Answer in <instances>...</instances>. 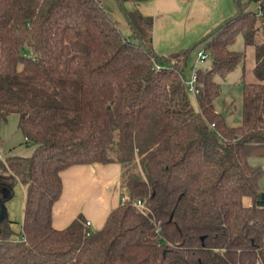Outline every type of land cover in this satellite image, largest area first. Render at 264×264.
Wrapping results in <instances>:
<instances>
[{
	"label": "trees",
	"instance_id": "trees-1",
	"mask_svg": "<svg viewBox=\"0 0 264 264\" xmlns=\"http://www.w3.org/2000/svg\"><path fill=\"white\" fill-rule=\"evenodd\" d=\"M127 1L115 0L123 35L99 0H0V123L16 115L34 146L0 162V264H264L262 172L247 163L264 156V0L256 11L232 0L234 13L195 43L208 60L192 69L196 109L183 74L196 45L156 53L151 18ZM236 35L254 79L240 80L241 122L229 126L214 77L242 63ZM95 163L120 166L126 199L99 229L80 214L52 227L60 172ZM16 182L17 233L4 206Z\"/></svg>",
	"mask_w": 264,
	"mask_h": 264
},
{
	"label": "crops",
	"instance_id": "crops-1",
	"mask_svg": "<svg viewBox=\"0 0 264 264\" xmlns=\"http://www.w3.org/2000/svg\"><path fill=\"white\" fill-rule=\"evenodd\" d=\"M125 6L151 18L152 47L164 56L192 47L235 10L232 0H128ZM195 45L202 50V44ZM6 121L0 123L2 163L8 156L25 157L16 148V140L21 139L19 144L28 145L17 125L15 141L3 144ZM60 179L61 192L51 208V225L56 229L67 226L78 214L88 223L90 230L99 229L108 212L121 202L124 195L117 163L71 166L60 172ZM23 203L24 187L16 182L12 198L4 204L7 218L14 222L12 229L15 233L22 222Z\"/></svg>",
	"mask_w": 264,
	"mask_h": 264
},
{
	"label": "rangeland",
	"instance_id": "rangeland-1",
	"mask_svg": "<svg viewBox=\"0 0 264 264\" xmlns=\"http://www.w3.org/2000/svg\"><path fill=\"white\" fill-rule=\"evenodd\" d=\"M104 9L109 13L113 19L115 25L118 27L123 35H127L130 32L129 26L124 20V17L119 10L115 0H99ZM257 5L255 2L251 1L248 4V10L256 11ZM258 40V38H256ZM200 47L197 45L192 51H190L186 65L183 71L186 84L190 81L192 76V69L195 67H205L208 65V60L203 62H198L196 59V53L199 51ZM230 50L243 53L242 63H239L232 71L227 73L222 77L215 76L218 84V95L215 97L213 104L216 112L221 114L225 120V123L229 126H238L241 122V84L240 80L243 77L244 81H252V66H253V51L250 47H244L243 38L241 35H236L233 43L229 46ZM188 88V86H187ZM188 97L190 103L194 109L197 108L194 94L188 88ZM16 115H9L6 123L3 126V136L5 140L3 144L14 142L17 138L16 134ZM2 130V129H1ZM1 133V132H0ZM16 148L21 152L22 156H27L33 149V145L28 143V145L19 144L16 140ZM247 163L252 167H257L261 170V175L258 179V188L260 192H264V156H249L247 158ZM125 195H122L121 199H125ZM248 198H244L243 202L246 203Z\"/></svg>",
	"mask_w": 264,
	"mask_h": 264
},
{
	"label": "built area",
	"instance_id": "built-area-1",
	"mask_svg": "<svg viewBox=\"0 0 264 264\" xmlns=\"http://www.w3.org/2000/svg\"><path fill=\"white\" fill-rule=\"evenodd\" d=\"M206 57H207V55H206V53H205L203 50H199V51L196 53V59H197V61H203L204 59H206ZM187 85H188V88H189L193 93L196 92V90H195V88H194V74H193V72H192L191 79H190V81L187 83ZM125 199H126V198H125ZM125 199H121V201H124ZM133 205H134L135 207H138V208H142V206H143L142 202H140V201H138V200L134 201V202H133ZM86 224H88V223L86 222Z\"/></svg>",
	"mask_w": 264,
	"mask_h": 264
},
{
	"label": "water",
	"instance_id": "water-1",
	"mask_svg": "<svg viewBox=\"0 0 264 264\" xmlns=\"http://www.w3.org/2000/svg\"><path fill=\"white\" fill-rule=\"evenodd\" d=\"M253 2H255V0H253ZM235 6V5H234ZM260 199L263 200L264 199V192L260 193Z\"/></svg>",
	"mask_w": 264,
	"mask_h": 264
}]
</instances>
